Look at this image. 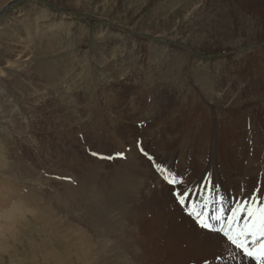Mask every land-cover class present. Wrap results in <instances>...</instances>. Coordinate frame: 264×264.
<instances>
[{
  "label": "rangeland",
  "instance_id": "rangeland-1",
  "mask_svg": "<svg viewBox=\"0 0 264 264\" xmlns=\"http://www.w3.org/2000/svg\"><path fill=\"white\" fill-rule=\"evenodd\" d=\"M189 2L194 4L190 10ZM1 11L0 214H5L0 217V264H75L76 261H86L83 253L78 255L82 245L75 246L77 233L84 232L91 237L93 227L82 220L79 224L76 222L78 216L86 214L84 206L79 204L74 211L63 210L64 203L60 198L66 184L75 187L83 179L84 174L79 169L76 172L82 157L96 160L100 164L99 172L103 167L101 164H104L103 177L113 175L115 154L113 149H109L113 146L105 144L103 149L100 139L93 137V144L86 137L89 132L90 136L94 135L95 121L107 122L116 116L132 123L125 111L137 108L133 125L146 130L167 122L172 110L186 105L185 108L195 116L189 114L185 120L202 126L205 131L209 125L221 122L206 109H241L252 113L246 124L262 125L255 114L258 113L259 100L256 98L259 95L248 87L249 94L242 92L249 82L255 80L264 85V70L259 73L264 65V0H0ZM200 34H204L202 40H198ZM48 73L52 82L49 84L44 79ZM211 96L212 102L209 100ZM219 97L226 98L217 100L216 106L215 99ZM138 98H141V103H135ZM153 109L160 111L154 112ZM200 110L204 111L201 118ZM206 118H210L209 122ZM236 132H239L238 138L250 141L242 130ZM256 135L261 137V134ZM256 143H261V138L256 137L253 145ZM149 148V155H162L161 146L153 144ZM220 149L221 160L229 163L231 158L222 153V145ZM47 152L48 155H44ZM92 152L98 155L93 156ZM69 153L77 155L70 156ZM254 153L261 158L262 167L248 176L263 177L256 173L264 169V154L259 150ZM111 156V159L100 158ZM142 157L147 158L145 155ZM232 161L235 170L242 174L245 171L244 160ZM237 162L243 169L237 166ZM144 167H147L145 172L148 174L150 170V174L155 171L153 163ZM147 173H144L146 178ZM248 176L243 174V177ZM10 195H14L12 202L16 199L15 202L21 200L23 203L19 211H10L15 205V202L8 201ZM31 196L32 200L34 197L38 199L36 207L26 200ZM141 202L138 199L135 205ZM115 210L109 215L115 218L114 230L118 227L115 235L119 230L125 231V225L128 229L134 227L135 231V223L128 221L132 224L127 225L123 221L128 219L124 211ZM102 211L105 213V209ZM11 212L12 216L16 214L15 219H12ZM33 214L38 220L33 218ZM120 221L122 224L125 222L124 226ZM132 228L126 229L131 233L129 236L134 233ZM68 230L74 233H68ZM92 238L89 243L92 242L94 248L99 239ZM111 238L101 241L110 251V258L117 251V245ZM179 247L186 251L181 241ZM74 255L79 257L72 259ZM123 256L119 255L117 259L126 264H136L132 257ZM92 257V264L97 263L94 261L106 264L104 259ZM202 259L195 260L196 264L207 263Z\"/></svg>",
  "mask_w": 264,
  "mask_h": 264
},
{
  "label": "bare ground",
  "instance_id": "bare-ground-1",
  "mask_svg": "<svg viewBox=\"0 0 264 264\" xmlns=\"http://www.w3.org/2000/svg\"><path fill=\"white\" fill-rule=\"evenodd\" d=\"M191 3H193V2H191ZM191 3L189 5L188 10H190L191 7L194 5ZM194 3H196V1H194ZM186 8H183V9H186ZM200 10H203V8ZM36 17L38 18V16H36ZM0 18H1V15H0ZM33 19H35V18H33ZM40 19H41V17H40ZM42 19H44V17ZM35 22L37 23L36 20H35ZM35 28H36V26H35ZM110 36H111V34H110ZM203 37H204V34H200L198 36V40H202ZM99 38H101V37H99ZM103 42L105 43L106 41H103ZM134 43H136V41H134ZM134 43H133V45H134ZM116 45H118V44H116ZM138 45H139V43H138ZM101 46H104V45H101ZM139 49L140 48H138L137 50H139ZM154 50H156V49H154ZM21 52L22 51H20V53ZM176 54H175V56H176ZM157 62H158L157 64L159 65L160 64L159 61H157ZM98 63H99V60H98ZM32 64H34V63H32ZM32 64H30V65H32ZM39 66H41V65L39 64ZM218 66H219V64H218ZM42 68H44V67H42ZM49 68H45V69H49ZM159 68H161V67H159ZM243 70H245V68ZM263 70H264V65L262 66L259 73H261ZM107 72H108V70H107ZM244 72H243V74H244ZM45 73H47V72H45ZM45 73H42L41 75H43ZM44 76H45L44 79L46 81H48V84H49L51 82V74L48 73ZM242 76H245V75H242ZM53 78H55V77H53ZM245 78L246 77H242L241 79H245ZM230 80H232V79H230ZM120 82H121V80H120ZM240 82L241 81L238 79V84H240ZM249 83L250 84L248 86H246V90H243L242 93H247V87H248L255 94L259 95L256 98V100L257 99L259 100V102H258L259 107H258V109H256V112H258V113H255V114L262 121V125H259L260 127L258 125L257 126H253V125L250 126V125L246 124V122L251 118L252 113H249V112L247 113L241 109H237V108L232 109V108L228 107V108H222V109H219L216 111H214V109L213 110L212 109H210V110L206 109V111H209L213 115H215V119L216 118L221 119V122L219 124L214 123V126L209 125L208 131H205L202 126H200L198 124H194L193 122L189 123L188 121L185 120V117L187 115L193 114V113H191V111H189V110H187V108H185L186 105L179 106L178 108H175L174 110H172L171 115L169 117V120L167 122H163V123L161 122V124L159 123L160 126H151V127L147 128L146 130L145 129L140 130V128L138 126L133 125V122H134L133 120H135V116L137 115V112H136L137 108H131V110L125 111L128 115L129 121L131 119L132 123H126L123 118H118L116 116H115L116 119L111 120V118H109L107 120V122H103L101 119L94 122V125H93V130H94L93 134L94 135L90 136V132H89V135H87L86 137H89V141H91L93 137H94V139H100V147L103 149H105V144L113 146L112 148L109 147V149L114 150L113 152L115 154V157H114V164H115L114 167L115 168H113V172H112L113 175L112 176L109 175L110 177L105 178L106 176L103 177L101 175L103 168H105L104 164H101L103 167H102V170L99 172L98 167L100 166V164L96 160L95 161H92L89 159L87 160L85 157H82L83 158V160L81 161L82 163L80 162L81 168L76 167V169H77L76 172H78V169H79V171H81L84 174L83 179L81 181H79L78 185L75 187L66 184V188L63 192V196H62V198H60L62 200V202L64 203V206L62 205V207H61V208H63V210H65V208H67V209H70L71 211H74V210H76V208L79 204L84 206L83 211L86 212V214H84L82 212L84 215L79 217L78 212H77L76 215L79 218L78 217L76 218V219H78V221H76V222L79 224V223H81V220H82L83 222L87 223V225L90 228L93 227V229H92L93 234H91V237L86 235L84 232L77 233V235H79L77 237L78 239L76 240L77 243H76V245L73 243V246L74 245L75 246L82 245V246H80V250L78 251V253H79L78 255H80V253H83V256H84L86 261L85 262L76 261L75 264H89L88 262H90L92 264V262H93L92 255L96 256L97 260H98V258L104 259L106 264H126V263H123L121 260L119 261L117 259V256H119V255H124L123 257H125V256L126 257L127 256L132 257L133 261L136 262V264L137 263H139V264H196L195 260H199V258L200 259L205 258V260L204 259H202V260L207 262L206 264H254V261H248V260L244 259L241 254L236 253L234 249H231L229 246L222 243V238L219 236V234L206 232L205 230L196 226L194 224L195 221L192 220L189 216H187L185 214V212H184L185 210H182L180 208V206L175 203L174 197L171 194V192H172L171 186L168 185L167 183H165L161 179L160 175L156 172V170L154 172L152 171L153 173H151V174H150V172H151L150 169H148V170H150L149 174L147 172H145V170H147L146 169L147 167H144V166L147 165L150 167L152 165L153 161L149 162L147 160V158L142 157L143 154L141 153V150H140L141 148H143L144 151L148 153L150 150V148H149L150 145L152 146L153 144H156V145L161 146L163 148V150H162L163 152H161L162 155L161 156L158 155L159 157H157V155L156 156L151 155V156L153 157V160L156 163L162 164L164 167L171 170V172L174 175L183 179V181L185 183L180 186L181 188H183V187H201L204 185L205 178L207 177V178H209V181H210L209 188L211 189V193H210L211 196L216 195V187L219 188V194L224 196L227 200L241 199V198L247 197L250 192L259 188V189H261L262 198H264V169L256 173L258 175H262L263 177L248 176V175L254 174L252 172L253 170H260L262 167L261 158L259 157L258 154L254 153V152L259 150V151H261L262 154H264V85H262V84L260 85L257 80H255V82H249ZM111 84H113V83H111ZM227 84H229V83H227ZM119 85H122V83ZM48 87H49V85H48ZM54 88H57V87L55 86ZM46 89L48 90L47 87H46ZM213 89L215 90V88H213ZM238 89H239V87H238ZM49 90H51V89H49ZM207 91H208V89H207ZM247 94H249V93H247ZM29 95L31 96V94H29ZM232 96H234V95H232ZM242 96H244V95L242 94ZM223 98L224 97H219V98L215 99L216 100L215 101L216 106L218 105L217 100H222ZM186 100H188V98H186ZM209 100H211V102L214 101L213 97H212V99L209 98ZM238 101L240 102V100H238ZM136 102L141 103L142 102L141 98L136 99L135 103ZM129 104H131V103H129ZM133 104H134V102H133ZM108 105H110V104L108 103ZM224 106H225V104H224ZM128 108H130V106ZM190 109H194V108H190ZM155 111H156V109L154 110V112ZM158 111H160V110H158ZM158 111H156V112H158ZM195 111L196 110H194V112ZM111 112H113V111H111ZM134 112H136V113H134ZM203 113H204V111H203ZM203 113H202V111L199 113V118H201V115ZM193 115L195 116V114H193ZM95 116H96V114H95ZM161 116H163V115H161ZM158 118L159 117H157V119ZM206 119H208V118H206ZM209 119L207 120L208 122H209ZM60 122H62V121H60ZM197 123H198V121H197ZM104 124H105V127L103 126ZM90 130H92V129H90ZM237 130H242L244 132V137L249 138L250 141L246 142L245 140L238 138L239 132H236ZM107 132H110V134H107ZM55 134H57V133L55 132ZM256 134H261V137L257 136ZM49 135H51V134H49ZM256 137L261 138V143H256V145H253L254 139ZM66 138H67V136H66ZM66 138L64 137V139H66ZM68 138H69V136H68ZM49 140H54V139L49 138ZM65 143H66V141H65ZM91 143L94 144V142H92V141H91ZM60 144H62V143H60ZM221 145H222V149H223L222 153L226 154L227 157L231 158V161L229 163H226L225 160H221L222 159L221 158V149H220ZM66 149L68 151V148H66ZM54 150H56V149H54ZM48 152L44 153V155H46V154L48 155ZM51 152H53V151H51ZM75 152L78 153V151H75ZM69 154H71V153H69ZM101 154L104 155V153H102V152H101ZM119 154H122L123 158H121V156ZM53 155H55V154H53ZM53 155H52V157H53ZM65 155H66V153H65ZM76 155H74L72 153L70 156H76ZM148 155H149V153H148ZM56 156H58V155H56ZM70 156H67V157H70ZM47 157L49 158V156H47ZM58 158H59V156H58ZM111 158H113V156H111ZM232 160H237V161L238 160H244L243 165L245 166V168H244L245 171H242L241 172L242 174L238 173L235 170L236 166ZM47 161H50V160L47 159ZM240 162H242V161H240ZM240 162H237V166H239ZM111 165H113V164H111ZM143 167H144V170H143ZM241 169H243V168H241ZM108 170L110 171V169H108ZM103 173L105 174L106 172H103ZM112 173H110V174H112ZM144 173L148 174L147 178L145 177ZM244 173H246V175L248 177H243ZM106 175H107V173H106ZM95 181H96V183H95ZM213 186H215V187H213ZM14 195H10L8 198L9 199L8 201H10L11 203H14L16 201V199H15V201L12 202V198L14 197ZM56 195H58V194H56ZM32 198L33 197L31 196V197L26 198V200L28 201L29 204L36 207L38 204V199L36 197H34L35 199L32 200ZM138 199H141L142 202L140 204H137V205H139V207L135 209L134 207L137 206V205H135L136 204L135 201ZM75 201H78V203H74ZM81 201H82V203H80ZM19 202L21 204H19ZM66 202H67V204H66ZM131 203H133V204H131ZM138 203H139V201H138ZM8 206H10V205L8 204ZM25 206H26V204H25ZM19 207H23V203L21 202V200L15 202V205L11 206L10 211H12V210H14V212L19 211ZM3 208H6V206H3ZM103 209H105V213H103V211H102ZM115 209H117V210L122 209L124 211V213H125L124 216L126 217V219L127 218L128 219H127V221L123 220V218H124L123 217L121 220L128 223L127 225H131L132 223H135V226L137 227L135 231L133 230L134 227L133 228L130 227V229L132 228V230L134 231V233H132V235L129 236V234H131V233L128 230H130V229H128V227L126 225L125 226L123 225L125 222L122 224L121 221H120V225L122 224L124 226L123 228H125V231L121 232L119 230V231H117V234L115 235V230H117L118 227L114 230L115 218L109 217V215H111L112 211ZM26 210H27V208L25 209V211ZM46 211L48 212L49 209L47 208ZM66 211L68 213H70L69 210H66ZM12 212H11V217H13L12 219H15L16 214H14L12 216ZM7 213H9V212H7ZM30 213H33V212H30ZM4 214L5 213L2 212L0 214V217H2V215H4ZM105 214H106V216H105ZM149 215H150V217H149ZM19 216H21V215H19ZM19 216H17V217H19ZM33 216H34L33 218L38 220L36 215L33 214ZM50 217H51V215H49V218ZM107 217H109V218H107ZM12 219H10V220H12ZM17 219H20V218H17ZM117 221L118 220L116 219V222ZM128 221H130L132 223L130 224ZM15 222H16V220H15ZM12 224H14V223H12ZM22 225H25V223ZM25 227H26V225H25ZM119 229H121V226L119 227ZM126 229H128V230L126 231ZM68 233L72 234L74 232L71 230H68ZM110 237H112L114 239V243L117 245V247H116L117 251L115 252L116 256L112 254L111 255L112 258H110V255L108 254V252H110V251H108V249L105 247V245L101 242V241H103L102 240L103 238L109 239ZM91 238L92 239L96 238L97 240L99 239V241L96 242V246L94 248H92V244H91L92 242L89 243ZM112 238H111V240H113ZM180 241H181V245H183V248H185L184 250H186V251H181L182 247L180 250V247H179ZM184 244L187 245L188 247H186ZM71 245L72 244H69V247H71ZM53 254H54V252H53ZM117 254H119V255H117ZM78 255L72 256V259L74 257V259L76 260ZM188 255H191V256L185 257ZM184 257L186 258L185 261H184ZM81 261H82V259H81ZM95 262H97L96 264H101L98 261H94V263ZM128 264H131V263L129 262Z\"/></svg>",
  "mask_w": 264,
  "mask_h": 264
},
{
  "label": "snow or ice",
  "instance_id": "snow-or-ice-1",
  "mask_svg": "<svg viewBox=\"0 0 264 264\" xmlns=\"http://www.w3.org/2000/svg\"><path fill=\"white\" fill-rule=\"evenodd\" d=\"M140 150L149 161H153V167L161 179L171 186L175 203L185 210V214L199 228L219 234L222 243L241 254L244 259L254 261V264H264V198L261 189L257 188L241 199L227 200L219 194L218 187L216 195H210V181L207 177L201 187L181 188L185 183L183 179L156 163L143 148ZM91 155L98 154L92 152ZM119 155L123 158L122 154Z\"/></svg>",
  "mask_w": 264,
  "mask_h": 264
},
{
  "label": "water",
  "instance_id": "water-1",
  "mask_svg": "<svg viewBox=\"0 0 264 264\" xmlns=\"http://www.w3.org/2000/svg\"><path fill=\"white\" fill-rule=\"evenodd\" d=\"M18 1V0H17ZM8 7V6H7ZM3 11L0 12V15L2 14Z\"/></svg>",
  "mask_w": 264,
  "mask_h": 264
}]
</instances>
